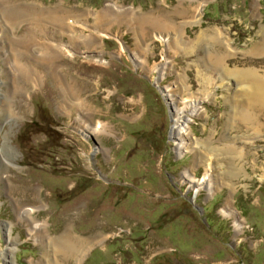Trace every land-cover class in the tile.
I'll return each instance as SVG.
<instances>
[{"label": "rangeland", "instance_id": "rangeland-1", "mask_svg": "<svg viewBox=\"0 0 264 264\" xmlns=\"http://www.w3.org/2000/svg\"><path fill=\"white\" fill-rule=\"evenodd\" d=\"M252 1L185 0L187 6H204L195 23L174 16L181 27L176 34L187 48L200 32L219 30L234 49L226 59L229 68L264 74V55L248 52L264 35V0H257L256 9ZM107 2L119 10L162 15L179 0H0V264H264V109L256 114V129L246 131L239 122L227 128L229 112L242 109L245 98L238 94L241 84L208 61V51L223 52L224 43L209 39L192 53L174 52L168 40L155 39L163 31L149 28L145 39L139 35L144 52L135 53L139 63L132 53L135 30L125 23L106 22L111 37L76 49L56 21L31 16L12 24L2 12L19 4L60 6L56 16L72 14L80 35L99 29L97 15ZM35 23L41 28L34 29ZM28 40L66 44L75 55L55 57L53 71L51 64L34 59L48 52L47 46L17 50ZM167 60L173 65L161 74L160 64ZM205 73L209 85L198 76ZM71 79L82 84L80 96L93 109L89 124L105 123L106 133L81 131L74 101L65 112L57 108L63 100L57 84ZM171 91L177 99L198 95L205 108L190 116L185 142L208 141L218 150L201 153L204 161L197 166L195 153L176 152ZM228 143L232 153L219 149ZM228 161L234 166L229 170ZM208 162L215 175L236 173L211 195L206 188L196 193L182 174L191 167L193 179H202ZM227 201L243 219L238 231L234 215L221 211ZM29 206L35 210L26 220L19 210ZM30 221L46 227L30 232ZM66 230L81 244L90 241L76 261L58 252V261L55 257L52 241ZM7 247H13L11 254Z\"/></svg>", "mask_w": 264, "mask_h": 264}, {"label": "bare ground", "instance_id": "bare-ground-1", "mask_svg": "<svg viewBox=\"0 0 264 264\" xmlns=\"http://www.w3.org/2000/svg\"><path fill=\"white\" fill-rule=\"evenodd\" d=\"M196 5V6H195ZM191 3L190 6L185 5V0H179L178 6L176 9H173L171 12L168 10H165L164 14L162 15H156L154 12L152 13H137L134 12L135 10H130V9H125V10H119L117 6L114 3H106V5L103 7V10L100 11V13L97 15V26L98 30L96 32H88L86 33L85 31L82 30L80 35H76V23L75 20L69 19V17H72V14H68L69 12H61L60 16H56L55 12L56 10H59V7H56V10L53 9H48V8H39L38 7H33L29 8L26 5L19 4L18 6L14 7H9V8H3L2 12L3 15L6 19V21L11 22L12 24H16L17 22H20L26 18H29L31 16L33 17H43L47 18L52 21H56L57 23L55 25H58L61 29L66 30L63 34H67L68 36V42L67 43H72L74 45V48L78 49L83 45L87 49H90L91 47L94 46V44L101 39V37L109 38L111 37L106 30H110L107 26H105L106 22L114 21L115 23H125L129 29L135 30V36H134V47L136 51L132 48L133 54L135 57L138 59L139 56L137 53H144L143 52V42L140 40L141 38L145 39L148 36L149 33V28L150 29H160L161 34L160 36L154 35L155 39H165L168 40L170 43L168 44L169 50H172L174 52H177L179 49L186 50L185 52H194L198 46L201 45V43H206L207 40L210 39L211 43L215 44H225L227 49L223 52H219L218 50L208 51L207 57L208 61L212 64H215L217 66H220L228 75H232L237 84H241L240 89H238V94L240 97L245 98V104L242 106V109L240 110H232L229 113V117H227V128L232 129L236 128V123L239 122L242 124V126L248 131L249 129H256L255 121L257 125H260L257 120L256 116L259 115V112L264 109V74L260 73L256 69H250V68H244V69H232L229 68V66L226 63V59L229 57L231 54V51H233V47L231 46V43L228 41L226 35L223 34V32H219V30L214 31V32H208L207 31H202L196 37L189 43V45L186 47L183 46V36L177 35L176 32L181 29V27L178 25L176 22V19L174 16H179L181 19H188L189 21L195 23L199 21L201 14V8L202 5L198 3L195 4ZM12 6V5H11ZM161 6V5H160ZM181 6V8L179 7ZM0 7H4L3 5H0ZM7 7V5L5 6ZM252 7L257 8V0L252 1ZM159 9V8H158ZM165 9V8H164ZM171 9V8H170ZM157 11V10H155ZM168 11V12H167ZM58 13V12H57ZM72 13V11H71ZM162 13V12H161ZM199 16V17H198ZM33 19V18H32ZM32 22V21H31ZM43 24V22H42ZM79 26L82 28H88L87 26L77 23ZM120 25V24H119ZM80 27V28H81ZM103 27H107L104 31L102 30ZM34 29L36 28H41L40 23H35V26L33 27ZM112 28V27H111ZM43 29V28H42ZM176 30V31H174ZM151 31V30H150ZM181 31V30H180ZM176 34V36L174 35ZM214 33V34H212ZM78 34V33H77ZM179 34V33H178ZM139 35L141 38H139ZM103 37V38H104ZM45 39V38H44ZM154 39V40H155ZM37 41L38 38L36 39ZM41 42V41H39ZM39 42H36L35 40L32 41H27V42H22L19 43L17 50L24 52V53H30L33 52V50H36L38 45L40 46H47L48 52H45L42 50V56L37 58L35 57V60L43 61L42 63L46 64H51L52 67L51 69L54 71L55 66H56V61L57 58L55 57H62L63 55L65 56H74L75 53L72 51V49L66 44L60 45L59 43H55L54 41H49L45 42V44H39ZM43 42V41H42ZM142 42V43H141ZM98 46V45H97ZM96 46V47H97ZM215 47V45H213ZM212 46V47H213ZM54 48V49H53ZM146 48L149 49L150 45L146 42ZM231 50V51H230ZM20 51V52H21ZM250 55L252 54L253 56H261L264 55V35L262 34L260 38L252 45L250 50L248 51ZM146 53V52H145ZM141 56V55H140ZM54 58V59H53ZM96 60V59H95ZM139 63H143V60L138 59ZM99 62L102 64L104 63L102 58L99 59ZM145 62V61H144ZM60 63V62H59ZM59 65V71L61 70L62 66ZM146 64L148 66V62L146 61ZM195 67L197 66L199 68V63L198 61H194L192 63ZM145 65V64H144ZM143 65V67H144ZM173 65L172 60H167L166 62H161L160 67H159V72L161 74H165L166 70L168 71L169 68ZM148 69V68H147ZM154 69H157L154 68ZM57 70V69H56ZM55 70V71H56ZM63 70V69H62ZM59 71L57 73H59ZM65 74V73H64ZM181 75V74H180ZM199 78H201V81L203 84H210L211 83V77L208 76L206 77V73L203 74H198ZM178 77V76H177ZM55 77L54 79H56ZM181 81L184 80V77L179 76L178 77ZM60 82L59 80H57ZM183 82V81H182ZM82 84H79V82L75 79H71V81H67L65 83L57 84V87L61 90L62 92V97L63 100L59 103L58 109L60 111H67L68 107H70L74 101V105L77 108V111L79 115L76 116L75 121L77 122V125H79V128L81 131L83 130L86 131L87 133L90 134H98V133H106L107 132V125L103 122L98 121L95 125L93 122L89 124V121H91L92 118V108L90 104L88 103V100L86 98H82L80 96V93L82 95ZM207 85V86H208ZM237 88V87H236ZM93 89V88H92ZM207 89V88H206ZM183 90V89H182ZM188 90V89H187ZM81 91V92H80ZM169 91V90H168ZM232 91V90H231ZM235 91V90H234ZM167 94L172 101V106L174 108L173 110V116H174V123L172 125V131L173 135H175V149L176 152L182 153L185 150H190L191 152L195 153L194 157V164L193 166L199 165V163H202L204 161V155L201 153H213L216 150H218L217 147L210 145V142L205 141L203 142V145H199L198 141H194L193 143L185 142V139L189 137V121L192 120L190 119V116H196V115H202L203 110L205 109L203 106L199 105V98L198 95L196 96H191L185 98L182 95L177 99L174 95L175 93ZM79 95V96H78ZM78 96V98H77ZM85 96V95H84ZM69 97V98H68ZM71 98V100H70ZM76 98V100H75ZM176 102V103H175ZM238 104V103H237ZM181 105V106H180ZM199 105V106H198ZM246 107V108H245ZM77 113V112H76ZM257 114V115H256ZM240 125L237 126V128ZM241 128V127H240ZM79 129V130H80ZM229 141V140H227ZM229 146V147H228ZM228 146H224L222 148H219L223 150L224 153H232L235 149L233 148L231 151H227L226 149L230 150L229 148H232V143H228ZM197 148V149H196ZM225 148V149H224ZM105 150V149H104ZM225 150V151H224ZM217 153V152H216ZM209 156V155H208ZM218 157V156H217ZM228 168L227 170L231 169L234 166H231V162L228 161ZM206 169L205 173L203 175L202 179H193L195 176L191 175V167L186 169L183 174L182 178L186 180L187 177L190 182H192V185H189L190 188H193V190L197 193L200 188H206L208 190V194L211 195L216 188L219 187V185L226 184L223 183V179L228 177H232L236 173L235 169L232 171H225L220 172L217 175H215L214 167L210 166V163H206ZM213 168V170H211ZM200 181L203 182L202 185L200 184ZM220 181L221 184H218ZM192 186V187H191ZM35 210L34 206H29L27 208L19 210V215L20 217H25L26 220H29L28 218L31 219V214ZM221 211L226 214V215H234V220L235 225H236V231L241 229V226L243 224V219L239 218V216L236 214L235 211L232 209L230 201H227L224 208L221 209ZM237 216V217H235ZM30 232L33 230H39L41 229L44 225L43 222H38V221H30ZM46 227V226H45ZM243 227V226H242ZM47 231V230H46ZM68 232V233H67ZM48 233V232H47ZM49 235V234H48ZM47 236V235H46ZM95 238V237H94ZM54 239V238H53ZM81 238L79 236H74L72 235L68 230H66L63 234L57 236L53 241L52 245L56 247L55 249V257L56 260L58 259V253H61L63 255V258H69L72 256H75V261L76 257L81 254L85 256L86 250H88L89 245L88 242L89 240L86 241L85 244L80 243ZM93 240V239H92ZM96 240H101V238H97ZM82 241V240H81ZM73 248V249H72ZM13 251V247H7L6 253L11 254ZM56 252H58L56 254ZM71 254V255H70ZM70 255V256H68ZM80 256V257H81ZM83 256V257H84ZM58 261V260H57ZM59 262V261H58ZM57 262V264H58ZM79 262V261H78Z\"/></svg>", "mask_w": 264, "mask_h": 264}]
</instances>
